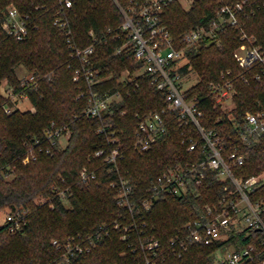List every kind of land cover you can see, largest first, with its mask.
<instances>
[{
  "label": "trees",
  "instance_id": "trees-1",
  "mask_svg": "<svg viewBox=\"0 0 264 264\" xmlns=\"http://www.w3.org/2000/svg\"><path fill=\"white\" fill-rule=\"evenodd\" d=\"M242 1L196 0L189 9L174 2L166 8L164 19L176 42L181 43L186 32L207 24L222 7H235ZM121 2L128 4L130 0ZM10 5L17 6L23 14L30 13L37 24L25 39L7 34L2 27ZM37 6L43 7L36 9ZM57 10L58 0H0V211L6 208L27 210L23 229L13 232L8 222L0 226V264H57L62 250L54 245V239L63 242L78 233H93L101 226H107L110 235L97 240L91 251L77 255L72 264H145L139 252L122 239L124 227L133 222L138 224L134 233L143 230L146 222V232L161 239L163 246L161 256L156 259L158 264H213L217 248L263 237L261 230L252 231L248 237L246 231H241L215 245L192 244L182 256L171 251L169 242L176 231L198 218L205 205L217 204L223 195L224 186L229 182L212 170L206 172L198 192L161 194L152 200L149 209L136 212L117 204L112 181L130 178L132 199L140 202L149 197L148 187L154 177L177 164L202 160L205 157L203 140L193 125L182 123L176 111L168 110L167 132L147 150L136 146L138 116L166 108V91L142 76L136 78L140 83L137 89L132 84L121 83L123 70H135L141 64L125 53H116L127 37L121 32L124 18L114 0H75L71 9L74 40L79 46L92 43V30L103 38L102 43H97V56L93 58L102 77L95 89L101 93L105 90L122 92V98L111 104L103 118L87 115L85 109L91 98L89 86L83 77L74 80L78 60L71 56L66 33L53 24ZM245 11L248 15L238 12L240 25H228L219 31V42L205 41L201 51L189 53L192 66L201 77L200 82L190 87V97L199 101L204 112L202 123L224 138L226 153L234 146L246 155L245 162L234 167L235 173L243 178L264 170V134L247 143L237 131L244 125L247 113L258 112L264 103V67L245 70L234 52L243 43L241 26L264 47V0H249ZM21 64L36 75L37 85H20L16 68ZM229 69L235 86L232 98L235 106L230 112L217 105L210 90V83ZM257 73L261 75L259 79ZM6 83L25 89L33 108L21 107L11 114L6 113L5 105L11 104L1 89ZM52 122L68 125L71 136L66 146L54 148L50 154L44 130ZM103 124H109L123 142L124 156L115 170L104 156L93 158L98 149L110 148L106 135L100 132ZM191 136L197 147L189 151ZM26 157L29 162H24ZM84 167L95 171L97 177L82 181L80 171ZM54 185L67 190L68 198L58 195L53 190ZM40 195H46L47 201L36 203ZM252 198H264V184L254 190ZM118 222L120 226L116 227ZM263 258L256 264H264Z\"/></svg>",
  "mask_w": 264,
  "mask_h": 264
},
{
  "label": "built area",
  "instance_id": "built-area-1",
  "mask_svg": "<svg viewBox=\"0 0 264 264\" xmlns=\"http://www.w3.org/2000/svg\"><path fill=\"white\" fill-rule=\"evenodd\" d=\"M119 7L123 22L120 26L121 32L126 35L127 41L119 46L117 54L125 53L127 57H133L141 65L132 70L126 68L120 81L125 84L134 85V89L140 87L137 77L148 78L151 83L159 89L166 91L167 107L161 111H154L138 116L136 126V146L140 150L149 149L162 135L167 132L168 123L166 113L168 110L176 111L178 119L182 123L193 125L203 140V153L205 157L199 161L180 163L154 177L148 187L149 197L140 202L133 201V182L130 178L121 177L118 181H112L111 186L116 191V202L120 207L127 208L129 212L141 209H149L152 200L161 194L185 195L189 192H198L206 177V172L212 170L217 172L220 179L227 181L224 193L217 204L205 205L201 215L183 224L170 239L171 251L182 256L190 250L192 244L203 243L215 245L220 240L229 239L246 231V237L251 236L254 230L264 231V200H254L252 193L264 183V174L251 175L246 178L235 173L234 167L243 164L246 160L244 153H239L233 146L227 152V145L222 135L213 129L207 128L202 123L204 112L199 107V101L190 97L187 86L188 80L194 73V68L189 59V53L199 51V47L205 41L219 42L218 33L228 25H240L238 12L245 11V4L249 0H243L235 7L226 5L221 8L217 16L207 24L198 25L186 32L181 43L176 42L172 32L168 28L164 14L166 8L174 3L190 2L191 6L196 0H130L123 4L121 0H114ZM75 0H58V10L53 24L63 30L67 35V43L71 56L78 60L74 80L83 77L89 86L91 95L90 102L85 113L92 117L103 118L111 104L122 98L121 90H105L99 92L95 86L102 81L100 70L94 65L93 58L96 55L97 43H102L103 38L90 31L92 43L87 46H79L74 40V32L71 25V9ZM190 6V7H191ZM43 6H37L41 9ZM3 29L7 34L22 40L25 39L31 28H37V24L31 19V14H23L15 5H10L6 11V18L2 22ZM111 33V28L108 29ZM119 36V35H118ZM103 37H107L104 34ZM241 39L243 43L238 47L234 56L239 65L245 70L253 67H264V47L257 42L254 35H250L241 26ZM28 73L20 77V85H37L36 75L27 70ZM260 73L256 78H260ZM210 90L216 100L222 103L224 100H232L235 94L234 78L232 71H222L220 77L210 83ZM131 90L128 89V94ZM5 96L11 104L5 105L6 113H13L21 108L20 103L29 99L26 90L17 89L10 83L5 84ZM239 136L244 142L250 143L252 139L264 134V103L256 113L248 112L244 125L237 129ZM100 132L107 137L110 148H101L94 152L93 158L104 156L112 164V170L118 169L119 160L123 158V142L109 124H103ZM45 139L50 145L47 152L53 154L54 148L63 147L62 138L67 141L71 136V128L68 125L50 123L44 130ZM187 138L184 140L187 143ZM188 150H194L197 142L193 137L188 138ZM29 157L24 162H29ZM97 177L95 171L84 167L80 171V178L89 182ZM53 190L63 198H68L69 192L54 185ZM27 210L16 209L9 211L6 222L10 223L13 232L23 229ZM116 227L120 223H116ZM146 222L140 231L134 230L138 224L133 222L124 227L123 240L128 246L139 252L145 264H158L156 259L162 254V241L160 238L146 232ZM133 231L134 235L130 232ZM110 235L107 226L93 233H78L69 236L65 241L54 239V245L62 250V255L57 264H72L77 255L91 251L97 240ZM213 264H256L258 259L264 256V236L254 239L252 242H231L228 246L217 248L214 253ZM264 262V258H263Z\"/></svg>",
  "mask_w": 264,
  "mask_h": 264
},
{
  "label": "rangeland",
  "instance_id": "rangeland-1",
  "mask_svg": "<svg viewBox=\"0 0 264 264\" xmlns=\"http://www.w3.org/2000/svg\"><path fill=\"white\" fill-rule=\"evenodd\" d=\"M182 5V4H181ZM184 8L186 9H189L191 4L190 2H183V5H182ZM193 29V28H192ZM202 49V46L199 47V51H201ZM191 57H189L190 59ZM16 72H17V75L20 76V77H23L25 76L28 71L27 69L25 68L24 65H19L17 68H16ZM124 72V70H123ZM122 72V74L124 75V73ZM109 76V75H108ZM201 81V77H200V74L198 72V70L196 68H194V73L191 75L190 77V80H188V83H187V86H193V85H196L198 82ZM3 91L5 90V86H3L1 88ZM217 102V105L221 106L222 109L224 111H228L230 112V110L233 108V106H235V103L233 102V100H224L222 103H220L218 100L216 101ZM21 107L23 109L25 108H33V105L32 103L28 100V99H25L24 101H22L20 103ZM61 144L66 146L67 144V140L65 138H62V141H61ZM63 146V147H64ZM264 174V170L261 172ZM12 178V176H10V179ZM264 184V183H263ZM47 196L46 195H40L36 198V203H40V202H46L47 201ZM264 200V198H261ZM68 205H70V203H68ZM10 209L6 208V209H3L2 211H0V226L3 225L5 222H6V217H7V214L9 212ZM123 237V236H122ZM123 239V238H122Z\"/></svg>",
  "mask_w": 264,
  "mask_h": 264
}]
</instances>
